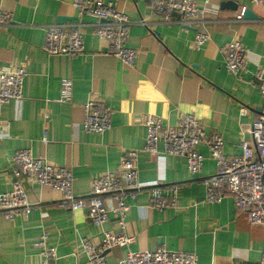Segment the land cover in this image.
<instances>
[{
  "label": "crops",
  "instance_id": "0c3cea01",
  "mask_svg": "<svg viewBox=\"0 0 264 264\" xmlns=\"http://www.w3.org/2000/svg\"><path fill=\"white\" fill-rule=\"evenodd\" d=\"M110 1L133 22L128 45L139 51L134 68L105 54L107 45L96 35L93 19L86 21L84 56L44 51L47 26L58 24L60 17L66 18L60 25L75 21L73 0H0V11L4 7L14 14L13 25L0 29V69L27 72L23 99L9 102L0 112V194L12 190L10 158L21 149L70 168L73 193L81 198L89 196L94 178L118 169L125 151L137 150L142 182L181 185L178 208L158 211L146 193L129 201L125 232L135 241L109 251L108 264H121L129 252L159 249L195 253L199 264H258L263 228L252 226L231 196L216 203L206 199L203 179L216 173L207 146L199 147L206 158L203 172L193 176L184 159L164 154L157 158L144 151L146 130L140 119L150 113L174 126L180 114L194 115L208 135L223 137L226 156L240 155L249 124L263 104L255 75L264 69V9L251 0H195L200 6L209 2L212 11L200 23L183 26L163 23L147 0ZM231 2L238 5L236 11L227 7ZM243 9L255 18L238 21ZM142 19L146 26L139 23ZM197 32L211 37L199 50L193 45ZM234 40L249 52L248 70L240 77L227 71L221 51ZM64 78L74 83L69 103L59 102ZM92 97L113 110V128L104 134L89 133L83 126L84 105ZM27 195L32 205L28 218L0 219V264H40L35 243L44 231L58 264H86L81 242L100 239V231L85 214L61 206L59 191L34 183L27 185ZM107 206L113 209L116 203L108 201ZM105 229L121 231L112 213Z\"/></svg>",
  "mask_w": 264,
  "mask_h": 264
},
{
  "label": "built area",
  "instance_id": "2783aa9c",
  "mask_svg": "<svg viewBox=\"0 0 264 264\" xmlns=\"http://www.w3.org/2000/svg\"><path fill=\"white\" fill-rule=\"evenodd\" d=\"M147 1L152 14L159 16L165 24L192 26L200 23L205 14L212 11L209 2L200 6L195 0ZM251 1L264 9V0ZM72 6L77 12L74 22L46 27L44 51L48 55L74 59L84 56L85 29L89 27L86 21L93 19L97 22L94 25L96 35L107 45L105 54L116 58L126 67H135L139 51L128 45L133 22L127 13L118 9L116 2L73 0ZM245 11L243 9L239 14L238 21H243ZM13 23V12L2 7L0 29L9 28ZM139 23L145 26L147 24L143 19ZM210 39L209 34L197 32L194 48L201 49ZM221 51L225 67L231 75L240 77L247 72L249 52L240 40L228 43ZM26 75L24 68L0 69V112L9 102L23 99ZM255 83L262 95L263 104L259 117L249 124L246 132L249 139L243 140L242 152L238 156H226L223 137L217 133L208 135L194 115L180 114L178 123L174 126L165 125L162 117L150 113L144 114L140 121L146 130L144 151L157 158H162L161 154H164L184 159L193 176H199L203 172L206 158L199 147L205 144L216 166V173L203 179L207 201L216 203L231 196L236 209L247 214L249 223L264 230V69L256 73ZM73 91V80L62 79L59 102H71ZM241 113L246 115V109H242ZM45 119H48V115ZM83 126L89 133L104 134L110 131L113 128V110L99 98H90L84 105ZM161 145L163 153L160 152ZM138 156L137 150L125 151L118 169L94 178L89 196L81 198L73 193L74 176L70 168L54 165L45 156L34 155L31 149L18 150L10 158L15 177L12 190L0 194V219L14 221L20 217H29L32 212L27 195L29 184L35 183L59 191L63 195L61 206L72 213L85 214L100 231V239L85 238L81 242L82 251L88 258L86 264H108L109 251L116 247H127L135 241L134 237L125 232L129 201L146 193L150 206L158 211L178 208L181 185L142 182ZM108 201L115 202L116 207L110 209ZM111 213L117 218V225L121 229L119 233L105 229ZM35 247L40 250V264H58L56 249L49 246L46 231L35 243ZM121 264H199V258L195 253L159 249L129 252ZM258 264H264V248Z\"/></svg>",
  "mask_w": 264,
  "mask_h": 264
},
{
  "label": "water",
  "instance_id": "95a60500",
  "mask_svg": "<svg viewBox=\"0 0 264 264\" xmlns=\"http://www.w3.org/2000/svg\"><path fill=\"white\" fill-rule=\"evenodd\" d=\"M227 7H230V8L233 9L234 11H236V10L238 9V5H237V4H233L232 2L229 3V4H227ZM244 17H245V18H248V19H253V18H255V16L253 15L252 11H250V10H246V11H245ZM65 21H66V18H64V17H60V18H58L57 23H58V24H63V23H65Z\"/></svg>",
  "mask_w": 264,
  "mask_h": 264
}]
</instances>
